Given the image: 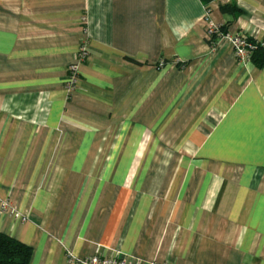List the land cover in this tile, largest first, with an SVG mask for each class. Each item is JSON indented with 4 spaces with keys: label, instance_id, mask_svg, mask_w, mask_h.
<instances>
[{
    "label": "crops",
    "instance_id": "obj_1",
    "mask_svg": "<svg viewBox=\"0 0 264 264\" xmlns=\"http://www.w3.org/2000/svg\"><path fill=\"white\" fill-rule=\"evenodd\" d=\"M212 24L262 42L264 0H0V198L25 217L0 230L29 264H264V48Z\"/></svg>",
    "mask_w": 264,
    "mask_h": 264
},
{
    "label": "built area",
    "instance_id": "obj_2",
    "mask_svg": "<svg viewBox=\"0 0 264 264\" xmlns=\"http://www.w3.org/2000/svg\"><path fill=\"white\" fill-rule=\"evenodd\" d=\"M221 26L217 24H212L208 31L209 39H211L213 33H219V40L225 41L226 43L230 44L231 47L234 49L235 55L242 59L250 58L251 53L257 48V46H261L264 48V41L256 43L253 42L247 37L244 33H221ZM89 55V52L86 47V43H83L77 55ZM73 77L69 76L67 79V84L73 83ZM6 212H10L17 217L25 219L17 209L12 205V203L8 199L0 198V213L4 214ZM72 262L75 264H156V263H144L139 259H133L129 257L123 256H109V255H91L87 257H72ZM160 264H168V263H160Z\"/></svg>",
    "mask_w": 264,
    "mask_h": 264
},
{
    "label": "trees",
    "instance_id": "obj_3",
    "mask_svg": "<svg viewBox=\"0 0 264 264\" xmlns=\"http://www.w3.org/2000/svg\"><path fill=\"white\" fill-rule=\"evenodd\" d=\"M204 1L207 2L210 0ZM221 9L225 13L229 12L234 13L235 15L240 12V9L232 3L222 5ZM223 28L224 27L221 26L220 29L221 33L224 34L226 31H224ZM219 36V33H213L208 42L212 46H215ZM256 49L257 53L255 54H258L261 59L263 57V49L260 46H257ZM32 254L33 248L30 245L0 230V264H29Z\"/></svg>",
    "mask_w": 264,
    "mask_h": 264
},
{
    "label": "rangeland",
    "instance_id": "obj_4",
    "mask_svg": "<svg viewBox=\"0 0 264 264\" xmlns=\"http://www.w3.org/2000/svg\"><path fill=\"white\" fill-rule=\"evenodd\" d=\"M90 58V55H77L74 61L68 67V77L72 76L73 83L67 84L66 83V91H67V98H71L73 94L76 92L77 89L80 88L81 85V66Z\"/></svg>",
    "mask_w": 264,
    "mask_h": 264
}]
</instances>
